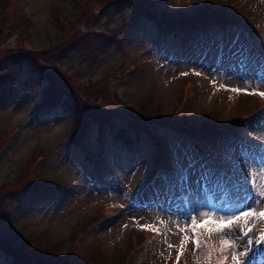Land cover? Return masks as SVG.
Segmentation results:
<instances>
[{
  "label": "rangeland",
  "instance_id": "rangeland-1",
  "mask_svg": "<svg viewBox=\"0 0 264 264\" xmlns=\"http://www.w3.org/2000/svg\"><path fill=\"white\" fill-rule=\"evenodd\" d=\"M144 3L153 16L172 19L195 13L214 17L219 11L235 16L233 5L238 4L231 0ZM140 10L139 0H0V85L8 73L14 72L10 95L0 100V264H11L16 257L27 263L40 259L50 264H177L181 236L191 237L186 226L192 216L199 221L200 213L217 217L238 214L239 210L225 214L210 208L209 202L216 196L213 169L196 166L195 171L201 176L190 180L192 209L187 218L178 220L167 212L164 217L148 219L141 218L138 211L125 213L122 209L120 217L117 210L95 225L112 212L107 210L125 204L126 198L142 184L145 171L155 168L152 162L157 154H164L167 149L174 151L176 146L178 151L186 152L177 138L181 132L198 131L204 119L214 124L218 121L219 127L228 125L239 110L257 112L264 102L260 96L245 94V90H264L254 77L257 70L242 78L226 71L224 87L219 88L215 80L220 69L213 65L222 54L216 48L213 32L210 48L205 52L198 50L200 38L189 39L194 43L188 45L191 60L184 68L175 67L178 63L168 60L167 54L161 55L160 48L148 46L150 28L146 22L135 26L133 36H128L122 24ZM256 11L259 14L254 13V21L262 18L259 26L264 27V14ZM263 38L264 35L260 40ZM229 46L235 49L231 48L227 57L237 68L246 61L245 48L232 41ZM262 47L264 51V43ZM56 52L59 56H55ZM248 60L264 74V61L258 54ZM142 64L145 66L139 70ZM189 70H193L194 78L187 73ZM233 87L243 90L232 92ZM57 89L70 94L71 105L67 106L72 112L56 107L55 115L33 120V111L46 91ZM215 90L218 94L211 98H215L216 105L209 98ZM107 116L115 119L113 127L106 128L112 133L106 131L97 140L91 126L86 135L87 118L103 120ZM153 120L154 123L149 122ZM130 121L133 123L129 125ZM257 126L256 139L264 143V126L260 122ZM123 127V132L133 128L142 132L134 151L126 150V145L113 137ZM73 129L75 138L70 134ZM81 136L82 148L93 159L92 153L99 152L97 161L103 170L114 168L110 188L102 189L86 176L81 165L90 168L89 163L84 159L81 162L80 147L74 143ZM225 147L233 151L223 152L231 165L246 170L248 159L238 148L229 144ZM184 152L179 155L182 162L188 160ZM262 173L264 166L256 170L260 185L264 183ZM43 186L58 194L48 199V195L39 197V189L30 193ZM254 207L264 209V203ZM96 218L99 219L95 221ZM145 224L162 231L160 243L155 242L147 256L140 254L139 249L133 250L152 232L141 229ZM179 227H186V232L180 233ZM249 227L257 249L254 264H264V250L255 245L264 220L249 218L246 230ZM200 231L206 238L203 229ZM151 243L145 240L140 246ZM213 243L218 246V241ZM168 244L174 247L169 249ZM230 259L229 256L224 264ZM178 264H206L203 250L194 253L189 241Z\"/></svg>",
  "mask_w": 264,
  "mask_h": 264
},
{
  "label": "snow or ice",
  "instance_id": "snow-or-ice-1",
  "mask_svg": "<svg viewBox=\"0 0 264 264\" xmlns=\"http://www.w3.org/2000/svg\"><path fill=\"white\" fill-rule=\"evenodd\" d=\"M181 75H187V73H182ZM195 75H201L200 72H196ZM215 81H213L214 83ZM221 88L224 87L223 84L220 85ZM247 87V85L245 86ZM264 87V85L260 86ZM243 89L233 87L230 89L232 92L239 93ZM247 95L260 96L264 99V90L259 91H246ZM264 175V173H262ZM264 183L259 186V189L253 185V190L250 192L251 201L246 206L250 210L240 209L238 214L233 213L230 216H213L211 213H200L199 221L197 216H192L190 218V224L186 227L191 231V237L187 234L181 236L179 250L176 254V262L181 259L183 251L186 249L189 241L193 245V252L197 250H203V257L206 264H211L212 257L216 255L218 257L217 264H224L230 256L233 264H254V257L256 256L257 249L253 247V240L249 236L252 232V228H247L249 218H259L264 220V209L257 210L253 205L264 203ZM243 221V224L239 222ZM127 227V225H125ZM142 230L158 231L150 224H145L140 226ZM186 227H179L178 231L180 233L186 232ZM201 229H203L202 238ZM238 229V230H237ZM247 238L246 243H239L238 241H243ZM213 241H218V246L213 243ZM255 245L257 248L264 250V228L261 229L260 235L255 240ZM174 246L168 244V248L172 249ZM242 249V250H241ZM171 255V252L169 253Z\"/></svg>",
  "mask_w": 264,
  "mask_h": 264
},
{
  "label": "trees",
  "instance_id": "trees-1",
  "mask_svg": "<svg viewBox=\"0 0 264 264\" xmlns=\"http://www.w3.org/2000/svg\"><path fill=\"white\" fill-rule=\"evenodd\" d=\"M145 1L146 0H139V2L142 4V10H140L139 13L145 14L143 16H146V15L147 16H150L151 14L147 12V9H149V5H147L146 3H144ZM254 11H256V2H255V0H253V3H249V7L248 8L238 9L234 13L237 14V17H241V16L244 17V16H247V15H251L252 13H254ZM128 13H129V11H128ZM148 18L150 19V17H148ZM159 18H161V17H159ZM188 18H191V20H189ZM199 18H208V17H205L204 13L203 14L199 13V14H195L194 16H190V17L183 18L185 20H182V22H187L189 24H192V23L195 22L194 20H197ZM146 20L147 21H150L148 19H146ZM205 20H211V19H205ZM234 20H236V19H234ZM158 22H164V21H158ZM139 66H140V69L139 70H142V68L145 66V64H142V65H139ZM76 107L79 110L81 109L78 105H76ZM248 111L249 110H244V111H240L239 110V113L237 114L238 115L237 117H239L242 114H246ZM216 122H218V121H216ZM216 122H215V126L218 125ZM213 125H214V122L210 121L209 119H204V122L202 123V125L200 126V128H203V129L204 128H210ZM95 214L97 215L98 213H95ZM139 237H141V236H139ZM139 237L136 240H134V241L137 242L140 239Z\"/></svg>",
  "mask_w": 264,
  "mask_h": 264
}]
</instances>
